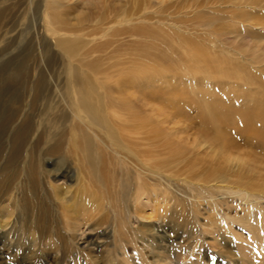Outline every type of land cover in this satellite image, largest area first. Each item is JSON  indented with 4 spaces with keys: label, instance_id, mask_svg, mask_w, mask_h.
<instances>
[{
    "label": "rangeland",
    "instance_id": "374dc122",
    "mask_svg": "<svg viewBox=\"0 0 264 264\" xmlns=\"http://www.w3.org/2000/svg\"><path fill=\"white\" fill-rule=\"evenodd\" d=\"M102 1L94 8L82 0H0V162L11 147L28 150L39 144L44 130L48 138L41 147L53 146L58 139L51 136L72 124L77 92L87 85L116 113L131 108L145 116L159 113V120L161 113L182 114L173 118L176 126L171 124L183 129L181 138L171 136L168 142L180 152L176 167L169 180L159 178L171 185L173 200L166 207L161 195L152 197L136 214L133 204L121 202V212H109L106 221L99 215L88 227L101 247L94 252L51 221L44 241L38 236L28 241L34 216L19 218L22 192L14 208L8 194L0 201V226L9 224L0 227V264H104L110 255L115 264H264V149L231 134L237 145L231 158L248 159V164L233 161L223 182L203 186L198 180L206 177L210 158L199 156L197 149L202 151L201 140L211 141L213 135L203 134L196 111L213 98L237 105L261 103L264 108V2ZM50 8L56 20L47 12ZM123 14L130 20L114 18ZM206 14L212 24L199 23ZM49 26L62 34L52 35ZM64 39L75 40V50L59 47ZM203 58L209 64L212 59L213 67L205 66ZM164 147L159 149L161 161L168 157ZM28 159L25 153L17 163ZM43 160L50 173L59 165L56 157ZM234 173L243 184L259 183L261 192L233 194L238 181ZM75 177L69 172V184ZM149 177L152 184L158 180ZM121 222L132 241L119 249L115 232ZM65 244L69 250L62 251Z\"/></svg>",
    "mask_w": 264,
    "mask_h": 264
},
{
    "label": "bare ground",
    "instance_id": "6f19581e",
    "mask_svg": "<svg viewBox=\"0 0 264 264\" xmlns=\"http://www.w3.org/2000/svg\"><path fill=\"white\" fill-rule=\"evenodd\" d=\"M82 1L94 8L103 2L102 0ZM50 2L56 4V0H50ZM216 2L225 4L226 0H216ZM261 2L264 0L251 1L254 6ZM229 3L241 4L238 0H230ZM199 7L205 6L201 4ZM51 8L47 9V12L49 11V15L55 18L56 13L54 11L51 13ZM125 14L121 15V18L120 15L114 18H127L123 19L127 22L130 19ZM56 19L57 17L54 20ZM199 23L212 24L207 14L200 17ZM48 31L55 36L62 34L51 26ZM77 45L75 40L58 41V46L66 50H75ZM202 60L205 66L213 67L212 59L210 64L205 58ZM189 61L191 65L195 64V58L191 57ZM204 94L208 95L209 92ZM110 97V95L106 96L107 99ZM112 97L114 102L116 97ZM77 98L78 108L73 116L74 121L69 127H64L59 136H56L57 134L51 136L52 140L58 139L53 146L48 148L44 146L45 149L41 147L40 144L48 138V132L44 130L39 135V144L28 150L11 147V152L4 154L6 159L0 162V201H5L7 195L11 194L10 206L14 208L18 193L22 192L23 203L18 208L19 218L21 215L25 216L24 219L34 216L29 227V230H32L26 237L28 241H32L37 236L40 241H44L43 236L47 231L46 223L51 221L61 226L68 235H75L73 240L77 245L98 252L101 248L100 243L93 240L88 227L95 219H99V215L106 221L109 212L112 214L121 212L122 204L127 207L133 204L132 208L136 214L151 203L152 197L155 199L160 195L165 206L173 200L171 185L162 183L159 178L163 175L169 180L170 170L176 167L175 158L177 159L180 152L175 151L174 143L168 142H171V136L175 140L181 138L178 136L182 134L183 129L178 130L171 124L176 126L178 122L173 121V118L182 114L176 112L171 117V114L165 116L161 113L163 117L159 120V113L155 116L154 114L145 116L132 112L131 108L126 109L125 113H116L112 106L105 104L104 100L87 85L78 90ZM222 100L207 99V103L202 107H196L199 121L204 128L203 134L212 133L213 135L211 141L201 140L205 145L202 151L197 149L199 156L202 154V158L207 156L210 158V162L208 161L210 169H207L206 177L202 176L198 180L203 186L213 180L223 182L227 173L226 168L229 170V164L234 163L233 161H235L234 164L241 161V167L248 164V159L243 161L237 157L231 158L232 153L234 154L233 149L235 150L237 146L232 135L242 137L248 143L256 141L260 151L264 149V108L261 103L237 105L233 102L225 103ZM186 106L192 107L189 104ZM167 123L168 127H162ZM162 146H165V149L168 148L166 161L160 160L163 150L159 149ZM25 153L29 155V159L25 164L17 163ZM235 154L239 156L237 152ZM261 156L264 158V151ZM53 157L58 159L59 165H56L55 170L50 173L43 168V159ZM263 158L261 157V160ZM252 159L251 162H253ZM186 170L188 172V169ZM71 171L76 173V181L73 185L69 184L71 178H68ZM236 173L234 177L238 181L234 187L236 192L233 194L250 196L248 191L253 189V191L261 192L259 183L245 182L243 184L241 176ZM146 174L152 178H158L157 182L150 183ZM11 207L5 206L6 209ZM0 213L4 211L1 209ZM8 225L0 227L7 228ZM26 226L27 223L24 228ZM115 235L119 249L127 247L126 244L132 241V235L125 230L123 222L117 225ZM66 249L69 250L67 245H62V251ZM121 255L124 256V253ZM114 262L115 259L110 255L109 262L104 264H115Z\"/></svg>",
    "mask_w": 264,
    "mask_h": 264
}]
</instances>
